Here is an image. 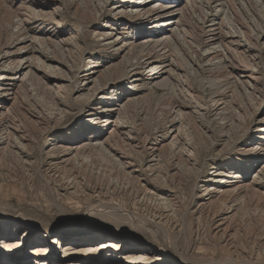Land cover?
<instances>
[{
	"label": "bare ground",
	"instance_id": "6f19581e",
	"mask_svg": "<svg viewBox=\"0 0 264 264\" xmlns=\"http://www.w3.org/2000/svg\"><path fill=\"white\" fill-rule=\"evenodd\" d=\"M15 1L8 0L11 6ZM25 1L21 0L14 10L21 11L24 5V11L14 12L13 18L4 23L9 30V38L0 43V175L1 162L22 168L32 166L31 152L36 147L42 167L48 159L55 162L58 157L61 163L72 164V168L80 172L92 161L89 152L97 150L101 156L105 154L120 175L132 176L131 162L127 161L126 153L115 148V142L131 150L135 148L133 141L139 136L135 134L137 129L133 123L121 120L120 116L134 101L129 98L131 91H136L137 83L145 81L154 82L153 85L166 89L167 94L173 97L167 106L164 133L155 143H146L148 138L144 137L143 143L150 151L149 164L160 150L161 153L169 152L172 162L173 154L179 155L185 168L194 167L196 140L190 123L204 119L206 113L203 111L210 113L211 120L218 119L222 128L241 124L249 129L245 119L248 116L253 119L262 110L264 0H236L238 4L232 6L228 0L223 1L224 4L219 1L215 5L218 12L208 21L204 43H197L193 39L192 26L183 22L185 11L192 10L195 0H114L109 7L111 18H107L105 11L100 9L97 16H105L106 24H101L92 37L99 51H105L106 59L125 64L123 78L133 85L130 91L125 86V89L117 88L118 85L111 81L108 84V80L101 83L100 66L92 60L95 54L77 43L79 30L71 31L68 36H56L63 31L59 30L61 20L57 19L59 7L55 0ZM101 1L106 3L110 0ZM220 12L223 18H219ZM48 17H52V22ZM137 47L138 55L135 54ZM77 56L75 66L65 61L68 58L74 60ZM216 69L222 72L213 76ZM206 72L213 75L205 76ZM41 80L44 82L43 90L52 98L60 119L69 104L95 101L84 119L74 120L72 138H52L50 146L45 148L43 139L27 137L23 127L27 120L38 123L40 117L30 118L24 111L18 117L13 112L14 107L22 102L19 89ZM237 99L241 101L236 103ZM226 113L229 114L228 120L224 117ZM251 125L253 138L249 139L250 143L242 144V149H239L240 144L231 141L226 153L219 150L210 157V165H213L222 155L239 153L228 164L238 165L243 173L239 170L241 174L231 176L230 169L201 173L197 181L202 185L193 193L192 202L197 204V209L212 205L213 208L208 209L209 214L216 222V231L222 236L230 235L234 228L239 229L240 224L235 219L242 206L249 209L250 204L255 203L260 207L257 209L264 211V116L253 119ZM245 152L255 155L254 165L240 160ZM97 172V178L103 177H98L100 173ZM155 172L163 179L162 182H166L168 173L160 175L159 171ZM76 179L74 175L67 176L60 182V187L70 195L75 194ZM139 187L140 199L146 208L154 206L158 212L148 216L136 205L129 209L111 202L109 209L113 208L134 226L121 230L123 240L96 231H85L93 212L89 210L81 217H72L55 197L52 199L55 212L28 203L15 205L0 200V232L5 234L0 244V252L5 254L0 256V264H65L73 256L77 258L66 264L249 263L231 257L194 260L186 248L178 247L186 232L183 219L180 227H176L179 234L175 237L166 226L165 220L177 211L175 191L163 192L146 181ZM19 229H22L20 237L17 235ZM251 230L252 227L246 231ZM258 235V240L264 243V234ZM30 237L32 246L27 244ZM101 255V261L95 260Z\"/></svg>",
	"mask_w": 264,
	"mask_h": 264
},
{
	"label": "rangeland",
	"instance_id": "374dc122",
	"mask_svg": "<svg viewBox=\"0 0 264 264\" xmlns=\"http://www.w3.org/2000/svg\"><path fill=\"white\" fill-rule=\"evenodd\" d=\"M219 1L221 4H224L226 0H195L192 10L189 8L185 11L183 22L188 24L189 27L192 26L193 39L196 40L197 43H204L208 21L215 12H218L215 11V5ZM20 2L21 0H16L11 6L8 0H0V43L5 42V40L7 41L9 38V30L4 23L13 18L14 12L17 14L24 11V5L21 11H14ZM55 2L59 7L57 19L59 18V20H61L59 30L63 31V33L60 32V34L56 36H63V34L68 36L71 31L79 30V35L77 36L79 40L77 41L76 39V41L81 48H89L93 52L92 54H95L92 60L100 66L101 83L108 80V84L111 81L118 85L117 88H126L130 91L133 85L126 83L123 78L125 64H118V60L115 59L112 62L110 59H106L105 57L107 56H105V51H99L98 45L92 37L93 33L98 30L101 24H106L105 16L98 17L97 15L103 10V12L105 11L104 15H108L107 18H111L109 7H111L114 0H110L106 3L101 0H55ZM228 2L230 5L238 4L236 0H228ZM228 15L229 14H227V18ZM220 17L223 18V13L219 14V18ZM51 18H49L48 21L52 22L53 19ZM50 25L51 24H48V26ZM55 39L56 38H54V40ZM138 48L139 47L135 49V54L138 53ZM78 58V56L74 60L73 58H68L65 61L75 66L74 62ZM76 65L78 64L76 63ZM77 67L78 66L75 68ZM218 72L219 70L217 71L216 69L213 72L214 75L212 72L209 74L217 76L221 74L222 71ZM205 74V76L209 75H207V72ZM145 82H143V84H136L135 90L137 92L131 91L132 95L129 97L133 98L134 101L121 112L120 116L121 120L123 118L127 124L133 123L137 129L135 134L139 136L133 141V145L135 146L134 149L137 150H131L127 148L128 146L115 142V148L126 153L127 157H125L127 161L131 162H129L131 164L130 167L134 171L132 176L120 175L114 170V164L112 165L107 160L105 154L103 153L101 156L102 153L100 151L98 153L97 150L89 152L92 161L86 166L87 168L85 167L86 170L82 168L83 170L81 169L80 172H76V170L72 168V164L61 163L58 157H56L57 159L55 162L48 159L42 167L41 164H39V149L33 147L31 152L32 166L22 168L12 164L10 165L7 162H1L0 200L2 203L15 205L28 203V205L49 209L51 212H55L52 208V199L55 197L54 199H57L56 201L65 207L72 217H81L86 212L89 213V210L93 212V216H91L85 231H96L114 236L115 238L121 237V239H119L123 240L120 234L121 230H128V228H133L134 226L128 224L129 222H127V219L115 210H112L113 208L110 210V203L116 202L120 205L127 206L129 209H133L134 205H136L143 213L148 214V216L157 213L158 210L154 206H148L146 208V204L140 199L141 193L139 185H142L143 181H146L149 185L159 188L163 190V192L175 191L174 198L176 200L177 211L175 214L173 213V216L171 214V216L166 219L167 221L165 220L166 226L175 237V235L177 236L179 234L177 228L180 227L179 225H181L182 221L184 222L186 232L179 240L178 247L183 249L186 248L187 254L194 260H219L231 257L232 259L241 260L242 262L249 261V263L243 264H264V243L257 238V236L260 237L258 234H264V211L257 209V207L260 208L259 206L256 207L255 203L250 204L249 209H245L242 206L235 219L238 225L240 224L239 229L237 230V228H234L230 235L228 233L222 236L216 231L217 229L214 226L216 222L212 221L213 219H211V215L209 214L210 208H213L212 205H206L199 210L196 208L197 204L192 202L195 189H199L202 185L197 181L201 173H207L216 169H230L231 176L241 174L242 171L238 165L228 164L230 159L236 158L239 153L232 152L230 155L225 153L229 150L231 141L238 142V144L241 145L237 147L239 149H242V144L250 143L249 139L253 138L251 124L253 123V119L258 120L264 116V105L261 107L262 110L258 112L253 119H250L247 115L250 119H245L248 121H246V126L250 125L249 129L247 127L248 130L241 124L232 125L231 127L229 125L226 128H222L218 119L211 120L210 113L203 111V113L206 114L204 115V119L201 121L199 120L201 124H199V121L195 124L190 123L193 136L195 137L194 141L196 140L194 145L196 165L194 167L185 168L184 160L180 158L182 156L179 155L174 156L173 154L174 161L172 162L169 152L161 153L160 150L156 153L154 161L149 164L147 161L150 151L148 150V146L143 143L144 137L145 139L146 137L148 138L145 140L146 143L148 141L150 143H155L160 138V135L164 133V126L168 114L167 106L173 100V97L167 94L166 89L153 85L154 82ZM43 86L44 82L41 80L20 88L19 92L22 102L14 107L13 112L14 115L18 117L23 113L22 111L27 113V116H30V118L34 119L37 115L40 117L38 123L33 121V123H31L30 120H27L23 127L27 137L43 139V147L45 148L50 146L52 138L63 140L72 138L71 129L73 128L72 124H74V120L76 118L84 119V117L88 115V110L90 112V109L95 104V101H78L75 105L69 104L68 107L70 109L68 108L65 115L60 119L59 114H56L58 111L57 107L47 91L43 90ZM123 86H125V88ZM65 93L68 94L67 89H65ZM109 97L110 96H106V98ZM240 101V99H237L236 103ZM21 103L23 105H21ZM53 116L54 118H52ZM224 117L225 120L230 119L228 113H226ZM197 129H199V131ZM147 134L150 137H148ZM224 140H226V142ZM219 150L225 152V155H222L218 160L214 161L215 164L210 165V157L215 155ZM177 159L181 160L178 161ZM58 160L59 163L57 162ZM234 160V162H238V160ZM240 160H242V162L249 161L248 163L254 165L256 158L253 153L245 152L244 156L240 157ZM172 168L173 170H171ZM90 170L93 172L91 173ZM97 171L100 173L98 177L103 175V177L101 176L102 178H97L95 176ZM155 171H159L160 175L168 173L166 182H162L163 179L157 176L158 172L156 173ZM72 175L76 176L77 179L75 183V194L70 195L66 193L65 190L63 191V188L60 187V182L65 177ZM255 209H257L256 212H254ZM185 210H187V214ZM250 227H252V230L246 231ZM21 232L22 229H19V232H17L18 237L21 236ZM4 235V233L0 232V244ZM32 241V237L28 238L27 244L30 245ZM29 245H27V247L32 246ZM4 254L5 253L2 251L0 252V256ZM102 257L103 255L98 256L95 260L101 261ZM71 258L73 259H68L65 264L77 257L73 256ZM111 260L114 259H107V261Z\"/></svg>",
	"mask_w": 264,
	"mask_h": 264
}]
</instances>
